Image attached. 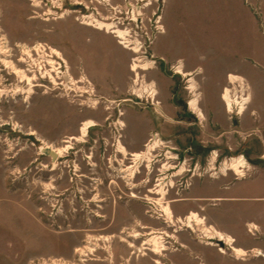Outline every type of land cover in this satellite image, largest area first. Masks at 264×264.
Wrapping results in <instances>:
<instances>
[{"label":"rangeland","instance_id":"rangeland-1","mask_svg":"<svg viewBox=\"0 0 264 264\" xmlns=\"http://www.w3.org/2000/svg\"><path fill=\"white\" fill-rule=\"evenodd\" d=\"M88 15L118 22L140 51L88 25ZM18 42L58 49L82 82L49 93L20 82L33 93H9L18 76L1 69V59L23 68ZM2 43L12 55L0 52V81L6 84L0 87L7 91L0 98V264L70 259L89 237L99 235L110 238L106 248L114 252L101 250V262L91 264H264V0H0V50ZM137 58L153 67L134 71ZM231 73L245 79L251 94L244 114L237 107L229 111L223 100ZM192 78L203 116L190 105ZM143 84L154 86L156 95L142 90ZM7 107L15 111L13 118L3 116ZM185 111L193 118L181 115ZM87 120L95 126L84 141L74 140L55 167L41 149L43 142L63 146L68 137L81 135ZM152 131L154 139L156 133L173 140L181 135L182 150L166 148L158 139L162 145L153 160L165 163L152 160L149 167L145 161L128 180L122 168L132 165L127 164L131 156L119 152V142L130 152L143 151ZM241 156L248 163L244 178L221 170L224 161ZM155 175L165 184L175 181L162 201L171 205L176 219L196 211L219 230L223 221L246 230L237 239L232 236L248 256L238 258L225 241L208 239L199 227L197 232L181 229L156 205L162 196H142L138 190L144 187L129 188ZM135 232L141 233L139 239L126 234ZM162 235L168 248L164 255L139 252L143 239ZM256 250L263 255L255 256Z\"/></svg>","mask_w":264,"mask_h":264},{"label":"bare ground","instance_id":"bare-ground-1","mask_svg":"<svg viewBox=\"0 0 264 264\" xmlns=\"http://www.w3.org/2000/svg\"><path fill=\"white\" fill-rule=\"evenodd\" d=\"M136 13L133 10V13H132L133 18L132 19L135 21L138 20V17H137L138 14H136ZM85 19L87 20L86 23L88 25L94 27V28H97L99 30H105L107 32H112V33L116 34V36L121 39V43L125 44L126 46H131L133 44H136L134 47L135 52L140 51V45L137 41L135 42L134 39H132L130 31L120 28L119 23L114 21L113 19L105 18V17L103 19H100L95 15H88L85 17ZM1 47H2L3 53L10 55L9 49L6 47V45L4 43H2ZM42 50H44L43 47L37 48V51H38L37 54H38V56H40V59L41 58L45 59L46 52H44ZM52 50L55 54H57L58 58L67 67V72L64 73L65 84L67 86H71V85H76V84L82 82V80H76L73 77V75L70 72L68 61L65 58V56L62 54V52L59 51L58 49L54 48V47H52ZM23 51H24V54L30 56V58L32 59L33 62L38 63V61H40V59L35 57L36 55L34 54V52L29 47H25ZM48 59L50 60L51 63H54V65H56L57 62H60L57 59H53V58H48ZM3 61L5 62V64L7 66L14 68L16 73L19 75L21 82L27 81L29 85L35 86L33 84V79L35 77L37 78L36 73H35L34 78L30 77L26 70H23V69L16 67V65H14L13 61L8 60V58H3ZM21 61H28V60H27L26 56H24V57H22ZM143 61L144 60H142L140 58L135 59V61L133 63V70L138 72L139 69L149 70L153 67V62L144 61V63H141ZM179 72L187 75V73H185V71L183 70L182 66L179 67ZM137 77H139V73H137ZM145 84L142 85V90L147 91V92L151 93V95L155 96L157 93L155 87L149 86L148 84L145 85ZM232 85H236V86L234 88H232L231 87ZM191 88H192L193 92L195 93V96L190 101L191 108L193 110H195L196 112H198L201 116H203V112L200 108L199 96L197 93L198 88H197V84H196L194 78H192ZM247 90L248 89H247V84L245 82V79L241 75L231 73L229 76V85L223 91V100H224V102H226L229 111H234L235 107H237V109H239L240 114H244L246 112V110L248 109V104H250V102H251V94L247 93ZM33 91L34 90L32 87L29 89H25L21 86H18V88H16L14 90V93L15 94H17L18 92L23 93V94L26 93V94H28V96H30V94L33 93ZM4 94H5V90H0V98ZM94 126H95V121L87 120L81 126V135L80 136L68 137L64 141L63 146H55V145L43 142L41 149L43 152H45L47 154L49 152L48 149L53 151L52 153L49 152V155L52 157L53 164L56 167L57 163H58L57 160L59 159V157H63L67 152H69L73 148L74 140L84 141L85 137L88 135L90 129H92ZM161 145H162V142L160 140L154 139L147 144L146 148L143 151L130 152L129 149L120 140L119 152L121 154H123V156L125 158H129L130 156H131L130 158H133L132 165H128L127 167H124V165H123L124 162L122 164L123 165L122 171L126 174V176L128 177L127 178L128 180H132L140 172V168L143 165V162L147 161L149 167H151L154 152L159 147H161ZM216 160H217V153H215L212 157V164H211L212 170L215 168L214 163ZM247 164L248 163L245 160V157H243V156L234 157L230 160L224 161L221 165V170L224 173H228V172L232 171V172H234V174L241 175L244 178L246 175L247 168H248ZM167 166L168 165H166L164 167H167ZM185 170H186V167L183 166L179 174L183 173ZM158 182H159L158 186L155 188V190H152V191L155 193H159L160 196H162V198H161L160 202L156 203V205L158 204V205H161L163 207L165 215L167 216L168 220L171 223L175 224L177 222L178 224H180L181 229H183L185 226L189 229H192V231H194V232H197V227H199L198 229H200L208 239L213 240L215 237H218L219 240L225 241V243H227L232 248V250L235 252V254L238 258L244 259L246 256H248L247 250H245L242 247L235 245L236 239L232 235L219 230L213 224H207L206 218L204 216L200 215L198 212L192 211L186 217L185 216H178L176 219L175 212H174L173 208L171 207V205L170 204H164V202L162 201V199L165 198L167 193H168V186L170 185L171 187H173L175 181H174V179H172L170 184H165L164 178H160L158 180ZM134 197H138V196L134 195ZM150 203L153 204V202H150ZM251 227L253 229H258V225H256L255 223H253L251 225ZM165 233L167 236H170V234H168L167 232H165ZM139 235H140L139 232H135V233L130 234V236H132L136 239L138 238ZM124 239H125V237H124ZM148 244L151 245L152 248L147 247ZM206 244L214 245L211 242H208ZM130 245L134 246V243L130 242ZM142 246L143 247H140V253L145 252L144 250L148 249L151 252H153L154 255H164V251L166 249H168L167 245L165 243V236L164 235L154 236L151 239L147 240L144 243V245H142ZM253 250H255V249H253ZM222 252L225 253V251H222ZM255 252H256L255 256H262L263 255V253L260 250H256ZM143 254L147 255V253H143ZM157 263L163 264L160 260H158Z\"/></svg>","mask_w":264,"mask_h":264},{"label":"built area","instance_id":"built-area-1","mask_svg":"<svg viewBox=\"0 0 264 264\" xmlns=\"http://www.w3.org/2000/svg\"><path fill=\"white\" fill-rule=\"evenodd\" d=\"M15 47L17 49H19V51H21L23 53V55H25L27 60H28V61H21L23 56L18 57V61L23 63V66H24L23 68H21V66H19L18 64H16V63L15 64L19 68L26 70L27 73L32 77H33L34 73L37 74V78L33 77L34 78L33 80L35 83L34 88L41 87V88H43L42 92H44V93H47V92L49 93L50 91H54L57 88H60V89H63L64 91H66V84L64 81V73L67 72V67L58 58L57 54H55L53 52L51 45H48L47 43H43V42H37V43H34L32 45L18 42L15 44ZM25 47H29L34 52V54L36 55L35 57H37V58L39 57L37 54L38 53L37 48L43 47L44 50H42V51L46 52L45 59L41 58L40 61H38V63L33 62L32 59L30 58V56L24 54L23 50ZM0 52H1V50H0ZM12 53H13V48H12ZM13 56H14V54H13ZM48 58L57 59L60 62H57L56 65H54V63H51ZM1 63H2V66L4 67V68L0 67L1 69H7V71L9 73H11V71L13 72V69L8 68L5 65V63L2 61V59H1ZM18 79H19V77H18ZM19 83H20V79H19ZM23 83H26L25 85L28 86L27 81H24ZM0 85H6V84L3 81H0ZM0 89H2V88L0 87ZM3 89H5V88H3ZM7 90L9 91V93H12L13 89L10 90L8 88ZM6 95H7V93H6ZM105 238L106 237L104 235H99V237H89L85 243H83L80 247H77L75 249V255H74V257H72L70 259L64 258V257H54V256L37 257V258H33V259L29 260L28 264H91L90 262H92V263L93 262H101V260H102L101 250H105L106 245H107L105 243V241H108V240H105ZM144 240L145 239H143V241L141 240L142 244L144 243ZM102 243H104L105 246H102ZM106 249H107L106 250L107 252L112 254V247L110 249H108V247H107ZM138 250H139V247H138Z\"/></svg>","mask_w":264,"mask_h":264},{"label":"flooded vegetation","instance_id":"flooded-vegetation-1","mask_svg":"<svg viewBox=\"0 0 264 264\" xmlns=\"http://www.w3.org/2000/svg\"><path fill=\"white\" fill-rule=\"evenodd\" d=\"M1 52H2V50H1ZM3 53V52H2ZM4 54V53H3ZM11 53H10V56L9 57H11ZM2 61H3V59H2ZM13 61V60H12ZM5 63V62H4ZM13 63H14V65H16L15 64V62L13 61ZM6 65V64H5ZM7 66V65H6ZM8 68H12V67H9V66H7ZM16 67H18L17 65H16ZM19 68V67H18ZM13 69V73H15L18 77H19V75L16 73V71L14 70V68H12ZM21 69V68H20ZM4 79H10V81H9V85H14L15 84V82H14V79H11V78H9V77H5ZM19 79H20V77H19ZM19 79H17L18 80V82H19ZM20 82H21V80H20ZM21 83H23V82H21ZM20 83H18L16 86H15V88H18V85H19ZM29 85V84H28ZM0 90H5V89H0ZM14 90L15 89H13L12 90V92H14ZM6 93H7V91L5 90V94L4 95H6ZM3 97V96H2ZM14 98H15V96H14ZM1 112L4 114L3 116L4 117H6L7 119L8 118H13L14 117V115H10L11 113H15V111L14 110H12V109H10V107H7V108H5L4 110H1ZM181 113V112H180ZM182 114H184V117H186V118H190V119H192L193 118V116H191L190 115V113L189 112H183V113H181V115ZM7 119H3V124L4 125H7V124H11V121H9V120H7ZM13 123V122H12ZM19 124V123H18ZM11 129L12 130H16L15 128H13V127H11ZM19 131L21 132H24V130L23 129H21V128H19ZM154 135H155V132H149L148 133V136H147V138H146V140L142 143V146L145 148L146 147V143H148V142H150V141H152V140H154ZM156 135L158 136V139H161V141H163L164 143H163V146L164 147H166V148H170V149H172V150H175V151H180V150H182L181 149V143H182V137H181V135H179L178 137H176L175 138V140H173V139H169V138H166L165 136L163 137V136H160V134L159 133H156ZM190 140V142H193L194 141V139L193 138H190L189 139ZM173 144H177L178 146H172ZM140 150H143V149H140ZM185 150L186 151H189V149H187V148H185ZM164 151H167V152H170V150H164ZM181 156H183L181 153H179L178 154V159L181 161ZM129 161L127 162V164H131L132 162H133V158H129L128 159ZM53 161V160H52ZM154 161V163H156V164H159L160 163V165H163V163H165V161L163 160V159H154L153 160ZM144 163V162H143ZM145 165H146V162H145ZM158 170H160V168H158ZM136 177V176H135ZM161 177H159V176H154V177H148V178H143V179H141V182H140V180L138 181V183H136L135 182V184H134V186H132V185H129V188L130 189H137L138 190V187H144V189L145 190H138L140 193H143V195L142 196H147L148 194H150V192H152V193H154L155 195L154 196H157L156 194H158L159 196H160V194L159 193H155V192H153L151 189H154L155 190V188H156V186H157V184L159 183L158 182V180L160 179ZM136 179V178H135ZM134 179V180H135ZM122 227H124V228H129L130 226H122ZM140 228H143V229H147L146 227L144 228V226H142V227H140ZM120 230H122V229H120ZM122 232H124V230H122ZM128 236H130V233L128 234V233H126ZM140 235H141V233H140ZM140 235H139V237H140ZM130 237H132V236H130ZM137 239H139V238H137ZM105 240H110V238L109 237H107V238H105ZM122 240H126V239H122ZM147 241V240H146ZM145 241V242H146ZM144 242V243H145ZM129 245H130V242H129ZM134 245H135V243H134ZM130 247H131V245H130ZM133 247V246H132ZM133 251V249H130L129 250V252H132ZM114 252V248L112 247V253ZM133 253H134V251H133Z\"/></svg>","mask_w":264,"mask_h":264},{"label":"crops","instance_id":"crops-1","mask_svg":"<svg viewBox=\"0 0 264 264\" xmlns=\"http://www.w3.org/2000/svg\"><path fill=\"white\" fill-rule=\"evenodd\" d=\"M218 199H220V198H218ZM222 200H228V199H234V197H224L223 196V198H221ZM220 199V200H221ZM238 221V220H237ZM226 222H227V224H226ZM257 224V223H256ZM259 226V225H258ZM218 227V226H217ZM221 230L222 231H224V232H226V233H228V234H231V235H233L236 239L237 238H239L240 237V234H246V230H244V229H237V227L234 225V226H232L231 224H229V222L228 221H223L222 222V224H221ZM260 229V228H259Z\"/></svg>","mask_w":264,"mask_h":264},{"label":"water","instance_id":"water-1","mask_svg":"<svg viewBox=\"0 0 264 264\" xmlns=\"http://www.w3.org/2000/svg\"><path fill=\"white\" fill-rule=\"evenodd\" d=\"M48 151L51 152V153L53 152L52 150H49V149H48ZM49 152H48V154H49ZM54 158H55V157H54Z\"/></svg>","mask_w":264,"mask_h":264}]
</instances>
